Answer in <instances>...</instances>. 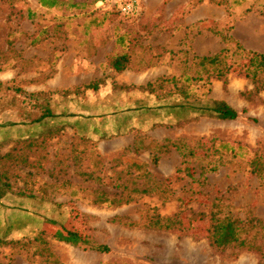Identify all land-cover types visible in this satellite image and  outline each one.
<instances>
[{
    "label": "rangeland",
    "instance_id": "obj_1",
    "mask_svg": "<svg viewBox=\"0 0 264 264\" xmlns=\"http://www.w3.org/2000/svg\"><path fill=\"white\" fill-rule=\"evenodd\" d=\"M133 1L124 13L93 0H0V158L15 145L28 157L0 160V183L11 184L0 264H264V254L217 249L206 232L214 200L220 215L264 221L252 165H264V90L234 73L226 84L200 60L238 44L264 53V0ZM123 53L132 60L119 73L110 59ZM31 94L57 117L19 124L39 115ZM185 97L196 108L224 100L240 116L170 108ZM44 132L46 145L23 148ZM103 193L122 203L94 202ZM177 214L172 229L151 226ZM49 219L110 252L54 238Z\"/></svg>",
    "mask_w": 264,
    "mask_h": 264
},
{
    "label": "trees",
    "instance_id": "obj_2",
    "mask_svg": "<svg viewBox=\"0 0 264 264\" xmlns=\"http://www.w3.org/2000/svg\"><path fill=\"white\" fill-rule=\"evenodd\" d=\"M42 6L48 9L59 8L61 3L59 0H38ZM101 0H93V3L98 4ZM84 5H86L84 3ZM84 5L75 3L71 5L73 8L84 9ZM230 36L224 35L223 40L228 44L231 41ZM118 43L124 45V37L118 39ZM241 50H240V49ZM131 55L129 53L116 54L110 59V65L116 72H123L128 69L131 64ZM203 66H210L213 68V72L216 76L224 77V81L228 83V75L234 73L236 75L244 76L251 79L254 84V91L260 92L264 90V53H260L253 50H247L240 44L237 48L232 50L229 46H226L221 53L211 56H204L201 59ZM151 85V84H149ZM87 88L97 89L98 85L90 84ZM31 98H36L35 106H32L35 110L39 111V115L32 117L29 115L19 121L22 126L36 125L48 118H55L57 115L54 113L49 101L44 98L41 101V94H31ZM171 109H193L198 113L215 117L220 120H235L240 116V112L233 108L224 100H212L204 107L196 108L193 103L185 97L183 102L171 105ZM14 124V123H11ZM51 132H44L35 138H27L21 140L23 148L38 149L46 145L47 141L51 138ZM17 150L15 145L9 153L0 158L4 162H14V159L27 161L28 157L24 151L20 154H14ZM157 160V158H156ZM254 165L253 172L264 179V165L258 161H252ZM4 176L7 177V171H4ZM11 184L8 182L0 183V199L3 198L8 192H10ZM148 192V191H145ZM94 202L106 203L115 205L122 203L120 200L110 198L103 193ZM214 211L213 219L208 223L206 232L207 238L211 244L219 250H226L228 248L237 249L239 251H254L260 254H264V221L255 215L246 219H240L232 212L224 213L220 215L223 210L220 203L213 201ZM182 218L181 214H177L172 217L160 218L152 222L153 227L160 229H172L174 228V222ZM49 224L55 226L57 229L53 237L60 241H69L82 246L84 249L98 251L102 253L110 252L111 248L107 244H99L91 241L85 235L81 234L77 230L71 229L66 223H60L55 220L49 219ZM43 233L46 231L43 229Z\"/></svg>",
    "mask_w": 264,
    "mask_h": 264
},
{
    "label": "built area",
    "instance_id": "obj_3",
    "mask_svg": "<svg viewBox=\"0 0 264 264\" xmlns=\"http://www.w3.org/2000/svg\"><path fill=\"white\" fill-rule=\"evenodd\" d=\"M101 0L99 5L119 6V9L124 13H130L135 10V2L133 0Z\"/></svg>",
    "mask_w": 264,
    "mask_h": 264
},
{
    "label": "crops",
    "instance_id": "obj_4",
    "mask_svg": "<svg viewBox=\"0 0 264 264\" xmlns=\"http://www.w3.org/2000/svg\"><path fill=\"white\" fill-rule=\"evenodd\" d=\"M39 3V2H38ZM39 5H40V3H39Z\"/></svg>",
    "mask_w": 264,
    "mask_h": 264
}]
</instances>
